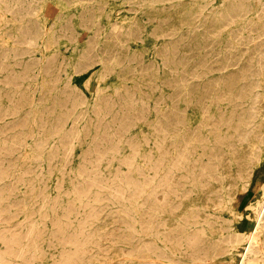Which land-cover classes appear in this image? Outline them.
<instances>
[{
  "label": "bare ground",
  "instance_id": "bare-ground-1",
  "mask_svg": "<svg viewBox=\"0 0 264 264\" xmlns=\"http://www.w3.org/2000/svg\"><path fill=\"white\" fill-rule=\"evenodd\" d=\"M0 264H264V0H0Z\"/></svg>",
  "mask_w": 264,
  "mask_h": 264
}]
</instances>
